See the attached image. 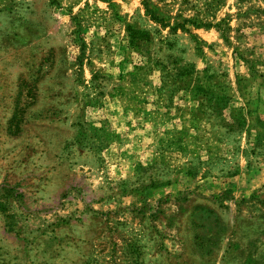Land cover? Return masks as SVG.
Wrapping results in <instances>:
<instances>
[{"label": "rangeland", "instance_id": "rangeland-1", "mask_svg": "<svg viewBox=\"0 0 264 264\" xmlns=\"http://www.w3.org/2000/svg\"><path fill=\"white\" fill-rule=\"evenodd\" d=\"M0 264H264V0H0Z\"/></svg>", "mask_w": 264, "mask_h": 264}, {"label": "trees", "instance_id": "trees-1", "mask_svg": "<svg viewBox=\"0 0 264 264\" xmlns=\"http://www.w3.org/2000/svg\"><path fill=\"white\" fill-rule=\"evenodd\" d=\"M189 20H190V19H189ZM189 20H187V19H184V20H183V22H185V21H189ZM197 25H200V26H201V25H204V24H203V23H202V24H201V23H199V24H197ZM181 26L183 27V25H181Z\"/></svg>", "mask_w": 264, "mask_h": 264}, {"label": "crops", "instance_id": "crops-1", "mask_svg": "<svg viewBox=\"0 0 264 264\" xmlns=\"http://www.w3.org/2000/svg\"><path fill=\"white\" fill-rule=\"evenodd\" d=\"M181 238H182V237H181ZM181 238H180V241L183 239V238H182V239H181ZM178 240H179V238H178ZM183 240H185V239H183Z\"/></svg>", "mask_w": 264, "mask_h": 264}]
</instances>
